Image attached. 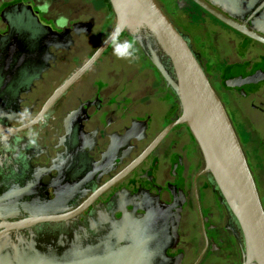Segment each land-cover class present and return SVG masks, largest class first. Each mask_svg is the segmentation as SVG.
<instances>
[{
	"label": "flooded vegetation",
	"instance_id": "flooded-vegetation-1",
	"mask_svg": "<svg viewBox=\"0 0 264 264\" xmlns=\"http://www.w3.org/2000/svg\"><path fill=\"white\" fill-rule=\"evenodd\" d=\"M156 2L199 55L264 208V80L250 90L241 85L256 68L264 71V44L192 0ZM19 4L65 38L48 48L47 69L18 95L14 113L0 120L1 129L12 130L0 150V169L29 172L46 199L23 205L31 212L25 217L47 219L29 237L96 245L123 223L165 224L169 264H240L235 227L210 179L200 174L203 160L187 125L156 142L178 105L132 38L122 33L52 100L109 33L114 17L107 2L0 0V39L10 32L3 12Z\"/></svg>",
	"mask_w": 264,
	"mask_h": 264
},
{
	"label": "water",
	"instance_id": "water-1",
	"mask_svg": "<svg viewBox=\"0 0 264 264\" xmlns=\"http://www.w3.org/2000/svg\"><path fill=\"white\" fill-rule=\"evenodd\" d=\"M105 1L114 17L109 33L52 100L67 91L116 38L127 34L178 105L176 119L156 142L171 128L187 125L203 160L200 174L210 179L235 227L240 264H264V208L255 179L224 105L189 38L177 29L156 0ZM192 1L231 29L264 44V0ZM2 15L10 32L0 39V120L14 113L18 95L47 69L48 48H58L65 42L31 7L15 5ZM263 80L264 71L258 67L241 80V85L250 90ZM11 135L12 130L0 128V150ZM21 173L0 169V264H169V232L165 224L156 228L146 222L131 223V227L123 223L105 233L113 238L96 245L33 240L29 237L33 228L47 219L25 217L31 212L23 205L46 199L38 194L40 189L30 173Z\"/></svg>",
	"mask_w": 264,
	"mask_h": 264
},
{
	"label": "clouds",
	"instance_id": "clouds-1",
	"mask_svg": "<svg viewBox=\"0 0 264 264\" xmlns=\"http://www.w3.org/2000/svg\"><path fill=\"white\" fill-rule=\"evenodd\" d=\"M126 46H127L128 48H130V47H131V44H127Z\"/></svg>",
	"mask_w": 264,
	"mask_h": 264
}]
</instances>
